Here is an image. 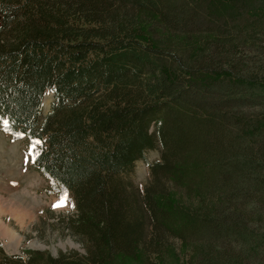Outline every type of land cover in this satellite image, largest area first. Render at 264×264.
<instances>
[{
	"label": "trees",
	"instance_id": "obj_1",
	"mask_svg": "<svg viewBox=\"0 0 264 264\" xmlns=\"http://www.w3.org/2000/svg\"><path fill=\"white\" fill-rule=\"evenodd\" d=\"M263 13L264 0H0V129L32 145V169L70 195L66 228L83 249L0 246V264H180L193 246L187 264H244L238 245L206 235L241 237L262 259L264 190L234 211L246 232L219 216L218 191L260 174L223 169L228 138L264 159V113L227 114L264 108ZM153 151L139 188L135 163Z\"/></svg>",
	"mask_w": 264,
	"mask_h": 264
},
{
	"label": "rangeland",
	"instance_id": "obj_2",
	"mask_svg": "<svg viewBox=\"0 0 264 264\" xmlns=\"http://www.w3.org/2000/svg\"><path fill=\"white\" fill-rule=\"evenodd\" d=\"M261 19H264V13L260 16V20ZM244 30L245 28L242 29L243 33L241 34L240 32L237 33L235 31L231 34L245 36ZM223 53L225 55V52ZM249 70L255 71L257 69L251 68ZM51 102L52 94L47 92L42 103L44 114L49 112ZM250 106L251 105H240L232 110L229 109L227 114L255 117L264 113L262 105ZM235 130L236 129H234V131ZM228 140L230 141V144L228 142L227 144L231 145V152L224 156V161L227 162L223 169H234L233 171L236 173L234 176L238 173H242L244 169H246L245 172L260 173L256 176V181H254L255 178L250 177V181H242L237 184L239 180L231 179L230 185L226 187V189L223 188V190L217 188L218 185L213 186L215 189L217 188L220 190L218 192L224 191L223 193H220L225 204L222 206V211H219V216L224 217L226 221H235L239 224V228L246 232L245 228L249 229L251 226H245V223L243 222L244 218L234 214V211L243 212L242 208H252L257 202L259 196H261L259 194L264 190L262 186L264 185V182H262L264 180V159L262 154L259 153L260 150L257 144L255 145V143L249 141V139H237L236 143L234 141V144L232 139L228 138ZM33 155V146L26 140L10 137L0 129V196L6 201H10L12 204L18 203L26 206L31 216L30 219H25L20 223L15 219H12L8 214L1 215L0 219L4 226L10 229V231L12 230L18 241L16 244H9L5 239L0 238V246L7 254L19 256H24L23 254L26 250L47 252L53 257L57 256L60 252L67 253L70 251L83 254L80 242L76 236L66 228L67 220L75 214L74 206L69 194L60 191L56 185L49 181L48 178L40 175L32 169L31 162ZM210 155L211 151H208L206 157H209ZM158 158V152H148L145 155V161H138L135 163L133 180L139 188H142L148 180L146 162H152ZM206 159L212 162L214 157ZM260 182H262V184ZM216 194L217 193L215 192V195ZM63 196H66L64 206L54 208L53 206L60 203ZM192 199L196 201L195 197ZM230 200H234V203ZM226 204L229 208L226 207ZM216 213H218V210ZM247 218L258 220V216ZM258 234L260 233L255 232L254 234L256 239V235ZM200 242L202 244L214 245L216 246L215 248L219 249H231L232 252H234L232 249H235L238 245V255L242 256L244 264H264V254L262 255V259L249 256V251L255 249L254 244L247 247L245 245L248 244H245L242 248L240 247V242H243L241 237L234 238L229 235H213V237H211L206 235L205 241L203 242L201 239ZM192 248H195V246L190 247V250L189 247H181L180 255H182V257L180 258V264H187L188 258L193 257V253L190 254L189 252L193 250ZM261 254L262 253L259 252V255ZM216 261H218V259Z\"/></svg>",
	"mask_w": 264,
	"mask_h": 264
},
{
	"label": "bare ground",
	"instance_id": "obj_3",
	"mask_svg": "<svg viewBox=\"0 0 264 264\" xmlns=\"http://www.w3.org/2000/svg\"><path fill=\"white\" fill-rule=\"evenodd\" d=\"M10 171V170H8ZM12 172V171H11ZM3 214H8L12 219L22 223L25 219H30L29 210L22 204L6 201L0 196V217ZM0 238L5 239L9 244H16L18 239L10 229L4 226L0 219Z\"/></svg>",
	"mask_w": 264,
	"mask_h": 264
},
{
	"label": "snow or ice",
	"instance_id": "obj_4",
	"mask_svg": "<svg viewBox=\"0 0 264 264\" xmlns=\"http://www.w3.org/2000/svg\"><path fill=\"white\" fill-rule=\"evenodd\" d=\"M0 126H2V124H0ZM65 199H66V196H63V197L61 198V202L58 203V204H56V205H54L53 207H54V208L63 207V206H64V201H65Z\"/></svg>",
	"mask_w": 264,
	"mask_h": 264
}]
</instances>
